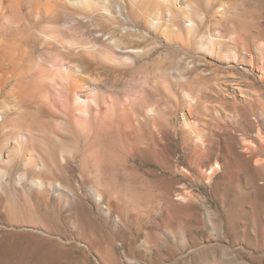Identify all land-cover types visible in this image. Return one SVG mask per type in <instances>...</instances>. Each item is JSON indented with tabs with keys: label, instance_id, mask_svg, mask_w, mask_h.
I'll use <instances>...</instances> for the list:
<instances>
[{
	"label": "rangeland",
	"instance_id": "374dc122",
	"mask_svg": "<svg viewBox=\"0 0 264 264\" xmlns=\"http://www.w3.org/2000/svg\"><path fill=\"white\" fill-rule=\"evenodd\" d=\"M170 2L167 6L157 0L139 1L138 9L129 6L124 12L129 17L127 27L146 37L124 39L138 41L137 47L145 51L132 64L138 69L137 75L131 74L129 66H110L100 63L98 57L92 64L81 59L84 75L103 80L126 102L141 99V95L150 97L153 89L160 92L155 117L170 132V139L161 132L159 148L150 156L134 155L126 162L125 173L131 177L154 173L166 182L152 191H143L135 182L102 180L99 176L80 178L75 173L71 177L75 191L62 198L47 183L42 192L31 188L30 193L20 192L15 198L5 194L9 205L0 209V264H111L112 260L116 264H264V184L258 182L263 193H253L245 179L244 165L239 175L205 174L203 180H198L193 164H187L181 140V132H185L193 144L192 131H204L205 135L218 118L224 122L234 120V103L242 107L257 100L260 109L256 113L263 117H258L256 123L251 121L255 126L248 127L246 138L254 146L261 142L256 133L261 129L264 136V0ZM152 19L157 22L154 29L149 27ZM196 71L215 72L211 91L200 100L183 91L192 85L197 89L202 86ZM168 90L174 100L169 98ZM195 105H199L197 112L191 113ZM241 136V131L235 134L237 140ZM64 142L72 153L80 147L72 137ZM45 144L52 151V146ZM256 160L264 163L262 156L254 158L252 164ZM67 175L57 174L56 182L61 187L70 178ZM167 194L174 203L173 210ZM39 198L50 200L43 206L51 207L47 206V211L58 212H48L44 222L35 209ZM163 214L173 222L177 220L172 222L173 227L159 222ZM129 245L141 257L129 256Z\"/></svg>",
	"mask_w": 264,
	"mask_h": 264
},
{
	"label": "bare ground",
	"instance_id": "6f19581e",
	"mask_svg": "<svg viewBox=\"0 0 264 264\" xmlns=\"http://www.w3.org/2000/svg\"><path fill=\"white\" fill-rule=\"evenodd\" d=\"M139 1L145 0H0V97L5 91L0 101V209L8 204L5 194L15 198L31 188L42 192L41 188L49 186L61 198L70 195L75 191L71 182L75 173L80 178L99 176L102 180L135 182L143 191H152L166 182L154 173L140 177L126 176L125 173L126 162L134 155L150 156L159 148L161 132L170 139V132L164 130L155 117L160 92L153 89L150 97L141 95V99L126 102L117 89L110 90L103 80L84 75L81 65L82 58L92 64L98 57L100 63L129 66L131 74H138L132 64L145 51L137 47L138 41L125 42L124 39L146 37L139 30L127 27L129 17L124 12L129 6L138 9ZM157 1L167 6L171 3V0ZM155 19L150 22L152 29L157 24ZM100 33H103L101 38L98 37ZM104 36L107 38L102 39ZM195 73L202 86L197 89L192 85L183 91L200 100L203 94L208 95L211 91L209 85L215 72ZM157 82L155 78L154 83ZM142 92L139 91V95ZM168 95L173 99L169 90ZM259 105L257 100L246 102L242 107L234 103V120L224 122L218 118L210 124L205 135L202 134L204 131L201 134L192 131L193 144L191 137L181 132L182 150L188 159L187 164H193L198 180H203L205 174L213 177L218 174L239 175L241 165H244L245 179L250 182L251 191L263 193L258 182L264 184V163L256 160L252 164V161L258 156L264 157V136L261 129H257L256 135L261 139L259 145H255L257 147L246 138L249 136L248 127H254L256 119L262 116V113H256ZM198 106H192L194 109L189 111L197 112ZM240 131L243 136L237 140L235 134ZM69 137L80 143L75 153L64 144ZM45 142L52 146L51 152ZM75 165L79 166L78 170ZM59 172L70 176L63 187L56 182ZM218 179L221 182L222 179ZM234 179L237 181L238 178ZM167 196L169 207L175 209L169 194ZM46 200H37L35 206L42 222L52 212L47 211L48 205L43 207ZM160 219L163 226H174L172 218L165 214ZM127 251L129 256L141 257L131 245ZM111 264L116 261L112 260Z\"/></svg>",
	"mask_w": 264,
	"mask_h": 264
}]
</instances>
